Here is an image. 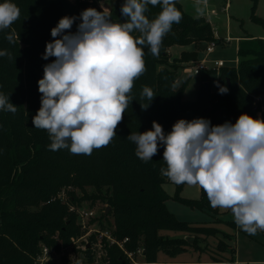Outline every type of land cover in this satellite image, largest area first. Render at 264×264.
<instances>
[{
    "label": "trees",
    "instance_id": "1",
    "mask_svg": "<svg viewBox=\"0 0 264 264\" xmlns=\"http://www.w3.org/2000/svg\"><path fill=\"white\" fill-rule=\"evenodd\" d=\"M113 1L112 20L123 22L120 9L124 0ZM257 1L252 0L251 18L264 27V19L255 12ZM11 2L20 9V16L8 29L0 31V51L7 50L12 57L0 56V93L9 97L17 111L14 114L0 111V264H35L43 246L57 254L64 249L78 252L74 240L85 236L88 229L79 224L70 206L84 200L106 202L111 207L115 236L121 240L128 237L129 250L142 246L147 264H159L161 252L174 257L187 251V246L196 247L184 237L164 236L163 231L196 237L215 234L211 227L179 220L168 209L169 200L210 213L218 208L210 206L201 187L199 199L180 195L186 184L176 185L174 196L165 190L164 185L171 181L160 171L167 167L163 160L164 146L158 145L157 155L144 162L135 155V144L127 137L151 130L153 121L162 125L167 134L179 119L205 118L213 126L235 124L242 113L264 119V38L246 33L239 42L238 65L204 72L196 100L186 101L187 84L177 87L182 63L197 60L202 45L217 46L230 41L216 37L209 20L192 16L175 0L182 20L174 23L163 38L158 58L144 47L146 71L134 81L129 93L133 100L117 126L116 136L108 146L93 149L91 155H74L68 149L51 151L47 130L32 124L41 106L38 81L43 78L44 66L55 59L45 60L43 55L46 44L54 39L51 29L62 17L78 18L68 30L74 33L84 9H103L96 0ZM148 8L146 15L150 20L162 11L160 5ZM7 35H13L12 42L6 39ZM177 45H192L193 49L183 51L170 62L169 51ZM217 85L227 87L228 92L220 94ZM145 86L155 94L150 102L141 98ZM148 103L147 109L141 107ZM63 192L65 198L60 196ZM232 253L236 250L232 249ZM84 255L85 264H97L98 258L108 264H130L118 246H106L101 257H96L91 248ZM62 260L63 264H71L67 255Z\"/></svg>",
    "mask_w": 264,
    "mask_h": 264
},
{
    "label": "clouds",
    "instance_id": "2",
    "mask_svg": "<svg viewBox=\"0 0 264 264\" xmlns=\"http://www.w3.org/2000/svg\"><path fill=\"white\" fill-rule=\"evenodd\" d=\"M149 5L162 8L151 20L146 15ZM193 6L197 17L203 16L207 0H194ZM120 11L123 22H114L108 9L87 8L74 33L68 30L78 19L75 16L62 17L51 29L54 39L46 44L43 58L55 59L43 68L38 81L41 106L32 118L35 128L47 130L51 151L91 155L93 149L108 146L133 100L129 93L134 81L146 71L144 47L158 58L163 38L182 20L175 0H124ZM19 16L20 9L11 0L0 3V31ZM6 39L12 42L13 35ZM0 56L12 58L7 50ZM217 86L220 94L228 92ZM154 97L149 87H143L142 99L150 102ZM0 111H17L3 93ZM127 139L144 162L152 160L162 144L167 166L160 169L163 176L176 185L200 186L210 206L230 209L247 234L264 231V119L242 113L235 124L214 126L205 118L179 119L167 134L153 121L151 130L131 133Z\"/></svg>",
    "mask_w": 264,
    "mask_h": 264
},
{
    "label": "rangeland",
    "instance_id": "3",
    "mask_svg": "<svg viewBox=\"0 0 264 264\" xmlns=\"http://www.w3.org/2000/svg\"><path fill=\"white\" fill-rule=\"evenodd\" d=\"M75 1V0H72ZM91 2L93 0H90ZM101 9L111 10L113 0H96ZM185 11L192 16H196L194 9V0H179ZM256 15L264 19V0L257 1ZM252 0H207L205 14L202 17L208 19L212 25L216 37L224 38L230 41L228 44H220L214 46L213 52L203 51L197 60H191L188 63H182L178 71L177 87L186 83V91L184 99L186 101H194L197 98V92L201 84V76L190 72V68L197 61H206L211 64L213 61L223 60L228 66H237L238 59V39L246 33L260 37L264 36V27L255 23L252 18ZM264 38V37H263ZM183 51H191V46H174L170 49V62L181 56ZM219 70V69H216ZM214 77H212L213 79ZM214 81V80H213ZM165 190L170 195H175L176 184L173 182L164 185ZM92 192V189H89ZM180 195L189 199H199L201 196V188L198 185H185ZM81 194L78 192L77 197ZM80 207L93 209L96 215L92 220H87L91 226L99 227L102 225L113 227V217L110 215L111 207L102 201H81ZM168 209L182 221L192 223L194 225H203L215 229L212 236L202 234L198 237L187 235L178 231H163L164 236L191 237L187 251L174 257L161 252L159 254V264H254L256 261H264V234L258 231L252 236L242 231L234 221L233 214L230 209L218 208L210 213L200 209H192L178 201L169 200L167 202ZM109 212L106 214L107 210ZM79 224L81 219L78 218ZM185 235V236H184ZM232 249L236 253H232ZM85 260V255H81ZM233 258L236 262H233ZM54 260L60 262L57 256ZM63 262V260H62ZM104 264V262H102Z\"/></svg>",
    "mask_w": 264,
    "mask_h": 264
},
{
    "label": "built area",
    "instance_id": "4",
    "mask_svg": "<svg viewBox=\"0 0 264 264\" xmlns=\"http://www.w3.org/2000/svg\"><path fill=\"white\" fill-rule=\"evenodd\" d=\"M214 44L207 45L206 51L213 52ZM226 66V63L223 60L213 61L211 64L206 61H197L194 65L191 66L190 72L196 75H202L204 72L211 69H220ZM61 198H65V193L63 192ZM70 210L75 212L79 219H81V225L83 229H88V233L85 236L80 237L77 240H74L78 252H73L70 249H64L62 254H57L55 251H52L47 246L42 247L41 253L37 256L35 264H46L49 261H56L53 257L61 259L60 262L56 261L58 264H63L62 257L67 255V259L71 264H85L84 260L81 258V255H84V252L91 248L92 251L96 254V257H101L104 253V248L118 246L126 255L127 259L130 261V264H147L144 262V248L142 246L129 250L126 247V243L130 240L128 237L121 240L117 238L114 234V228L102 225L99 222V227L95 228L91 226L89 221L95 217L96 212L93 209H87L86 207H80L71 205ZM99 260V258H98ZM97 260V264H102L101 261ZM108 264V263H104Z\"/></svg>",
    "mask_w": 264,
    "mask_h": 264
},
{
    "label": "crops",
    "instance_id": "5",
    "mask_svg": "<svg viewBox=\"0 0 264 264\" xmlns=\"http://www.w3.org/2000/svg\"><path fill=\"white\" fill-rule=\"evenodd\" d=\"M208 20V19H207ZM249 34V33H248ZM216 35V34H215ZM246 34H244V35H242V36H239V37H237V39H238V46H239V42H240V40L243 38V36H245ZM249 35H252V34H249ZM253 37H257V36H254V35H252ZM264 36H261V38H263ZM258 38H260V37H258ZM191 46V50L193 49V46L192 45H190ZM202 52H203V50H202ZM201 55V54H200ZM239 57H238V59H237V65H238V62H239ZM171 196H173V195H171ZM205 264H207V263H205Z\"/></svg>",
    "mask_w": 264,
    "mask_h": 264
},
{
    "label": "water",
    "instance_id": "6",
    "mask_svg": "<svg viewBox=\"0 0 264 264\" xmlns=\"http://www.w3.org/2000/svg\"><path fill=\"white\" fill-rule=\"evenodd\" d=\"M207 49V45H202V50L205 51ZM208 84L206 83V88H207ZM110 208L107 210L106 214L109 212ZM188 241H190V239H192L191 237H187L186 238Z\"/></svg>",
    "mask_w": 264,
    "mask_h": 264
}]
</instances>
